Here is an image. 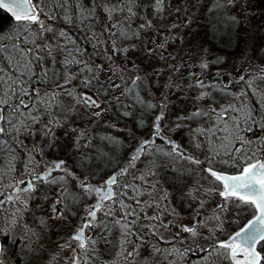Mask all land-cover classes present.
<instances>
[{
    "label": "snow or ice",
    "instance_id": "obj_1",
    "mask_svg": "<svg viewBox=\"0 0 264 264\" xmlns=\"http://www.w3.org/2000/svg\"><path fill=\"white\" fill-rule=\"evenodd\" d=\"M72 0H49L52 4L53 10L55 8H61L65 11V22L72 23L76 17L74 15H68V9L65 5L71 4ZM121 2L126 7L128 15L125 17L126 20H130L132 17L136 16L133 11L132 5L135 0H121ZM240 0H213L212 5L209 8V12L218 11L221 9H227L229 7L235 6ZM103 4V10L105 13L111 17L114 12L122 11V8H118L116 5L108 7L105 0H101ZM166 0H154L152 5L153 11L157 14L164 11ZM79 6V5H78ZM100 6V5H98ZM82 8V6H79ZM0 9H6L9 11L17 22V28L22 33H27L32 30V25H39L41 32L52 31V27L46 26L44 21L41 20V15L45 14L44 10L39 7V0H0ZM48 19H55L53 14H47ZM231 23L239 25L240 21L237 17H229ZM187 23V21H186ZM113 28L116 27L115 24L112 25ZM151 20H146L145 23L139 25L140 29L151 28ZM116 35L117 33H111ZM61 36H65L66 33L61 31ZM120 36L127 38V33L121 31ZM138 36V33H135ZM71 43V41H69ZM15 47V46H14ZM39 47V46H37ZM47 48V45L44 46ZM135 47V46H133ZM158 47L163 48L164 44ZM65 51L68 52L69 56L73 55V50L65 46ZM7 49L0 44V54L6 52ZM19 57L12 54L9 55L8 60L11 64L13 59L17 60L16 71L19 72L20 76H24L27 73L32 72L30 67L31 62L28 65H23L26 71H20V58L27 56L31 49H18ZM79 49H75L76 53H79ZM114 53L120 52L127 55L129 49L116 48L115 42H113ZM149 49V52H152ZM48 55L51 56V49L48 50ZM36 59H41L36 56ZM72 63L81 64L79 59L73 57L72 60L65 59L63 66L65 70L69 68ZM111 57H109L110 66L113 65ZM201 68H207V62H202ZM40 71L42 75L39 77L41 82H47L48 79V69L46 66H40ZM4 70L0 68V153L7 152L11 156V161L16 159V151L18 148L26 147L24 145L22 136H35L37 125H42V128L36 129L40 131L44 138L49 140L48 147L58 139L55 135V130L57 128H66L70 122V117L72 114H77L81 117L85 113L89 114L90 117L101 118L103 114L107 111L102 105V101L97 99V96L103 94L107 96V89H104L101 85L100 88L94 91H80L76 90L75 86L72 85V81L76 76L81 73H87L81 80V86L84 89H92V81L96 80L99 83V78L96 72L90 68L86 62H84L83 67L80 68V72L73 74L67 72V75L63 77V82L59 80L55 83V90L51 92H41L32 88L29 90L27 85L31 81V76L29 79L21 84L19 78H12L11 75L5 77L3 75ZM112 74H119L120 79L125 81L121 95L132 96L136 103L143 105L147 109H153L156 107L150 101H145L139 96V89L141 84L146 83L145 78L140 76L138 73H132L130 70L125 71L118 67L112 68ZM52 75L55 77L57 73L53 71ZM131 81L130 84L127 80ZM259 79L264 81V68L260 70L255 76L249 75L246 80L244 75L239 76L238 80L222 82L221 84H205L203 80L197 79L195 82V87L201 89H211L212 91H220L225 97H231L227 104H221L219 108L215 106H210L208 110H203L201 108H196L195 111L191 112L187 116L177 117L178 121H195L197 119L205 118L212 120L209 127H196L190 129L191 138L194 146L197 148L204 147L203 143L200 142V137H205L206 140L210 141L209 151H211V143L219 141L221 145L230 144L231 148L229 153H236L237 155L233 157L239 164L240 170L235 175H225L221 174L211 168L206 169L209 175L213 178L214 182L217 183L216 188L207 189L206 193L218 192V195L222 198L223 203L218 205V211H215L213 216L209 219L217 221V230L221 229L222 220L221 213H226L231 210L232 207L243 208L245 211H251V218L247 220V223L240 227L234 233L228 234L227 239L217 240L210 249L201 248L200 251L206 253V255L201 257L203 264H218V261L222 258L231 261V264H264V135L256 136L254 139H248L244 133L253 132L256 128H259L261 133H264V116H261L259 120L255 119L252 114L251 108L245 103L244 97L248 95L247 90L253 89V84ZM232 83L243 84L246 86L242 87L239 92L230 91V85ZM171 85H169L170 87ZM110 88H120L121 85L109 80ZM34 94L33 102L29 103L26 101V97ZM211 91H201L196 97L198 101L204 100L206 97L211 98ZM264 95V94H262ZM61 96L70 98L68 101H63L60 99ZM16 102L13 103L12 101ZM117 103H120L119 97L116 98ZM166 94L164 98H161L159 103L161 108H166L167 103ZM239 102V104H237ZM132 105H125L124 107H131ZM41 108H43V114H41ZM10 109L9 114H5L6 110ZM35 109V114L33 112ZM80 109L84 111L81 112ZM124 116H130L131 113L128 111L123 112ZM43 116H47V121L45 122ZM61 117L63 119H61ZM213 117L215 118L213 120ZM164 119V111L161 110L159 114L155 116L152 123V137L150 139L142 140L138 147L133 151L128 166L121 169L118 175H128L130 170L136 167V162L141 161V158L148 153L150 150L154 149L157 152L163 151V149L156 145V140L161 139L164 144L168 145L170 151L165 152V155L172 157H179L182 160L188 161L190 164L199 165L202 162L196 157L187 154L185 150L181 148L179 144L173 141L171 138L167 137L162 132L161 121ZM143 124V119L140 121ZM181 123L175 125L176 129L184 127ZM115 127V125H113ZM71 131L75 134L74 146L79 151L81 145L79 141L81 139L87 140V133L85 130H77L72 128ZM106 139H114L111 137H105ZM89 142L85 143L83 147H88ZM15 145V147L13 146ZM238 145V146H237ZM259 145V147H255ZM27 157V164H25V176H30V179L20 178L15 180L10 187L14 188L12 195L7 197V200H0V205L7 203H21L26 211L28 208V201L33 198V194L37 191V182H42L45 185L56 184L60 185V190L57 195V199L51 205V216L48 218H40V224L42 227L48 226V219H65V213L71 212V203H77V199L69 191L68 179L71 178L75 187L79 189L85 196L91 198L95 196V203L85 205V215L81 218L80 225L76 228L73 235L69 238V242L61 245V248H70L73 252L70 264H96L98 257L96 256V245L100 242L104 244L111 243L112 238V228L109 224L119 228V251L117 252L118 257H123L126 262L132 264L135 258L140 255V248L146 243L145 237L141 232L136 229L143 228L145 231L150 232L153 236L159 235V228L163 227L168 230L173 224V221H168L165 223L161 219V216L165 213L172 215L173 217H178L179 214L172 209L170 212L167 207L161 209L159 200L153 199V202H145L139 199V196L143 193L140 191V186L135 185L134 195L132 197L128 196V189H133L134 182L136 180L145 181L144 174L139 177L133 176V183L124 185V189L121 193H118L114 189V185H117L118 175H113L107 180L100 184L90 183L89 176L77 175V173L71 171L67 167V161L58 160L50 163H45L43 172H35V168L29 170L28 164L35 161V166L38 167L40 161L36 160V155H43V149L41 146L33 142L32 149L25 153ZM10 161V164H11ZM81 166L84 165V159L81 160ZM90 171V169H89ZM62 173L59 176L54 175V173ZM148 175H155V172L151 169L148 171ZM23 185V187H21ZM219 185H222V190H220ZM154 187V185H152ZM20 193H27V199H23ZM0 195H3L0 192ZM189 196L193 199L197 197L193 196L191 191ZM69 197H71V203L69 202ZM125 198L134 200L135 205L140 208L137 212L131 205L125 203ZM168 193L165 192L161 196L160 200H167ZM204 201H200V208L203 207ZM142 204H147L148 207H155L158 209V214L148 216L144 211ZM19 211V209H17ZM103 212L105 217H108L107 221L102 220L98 217V213ZM116 212H120V215H116ZM197 216L200 215V209L196 210ZM74 214V213H73ZM147 219L149 221L146 225H139V221ZM12 223H17L16 219H12ZM27 227V225H24ZM181 228V232L189 233L192 238H196L199 235L197 231L198 226L207 227V222L205 220H197L196 224L189 227L185 225H178ZM98 229L95 233V238L93 236H86V231H92ZM212 231V229H210ZM9 233L3 229H0V236L7 237ZM33 235H36L33 232ZM165 243L173 244V247L168 251V255H172L173 252L177 253L178 256L182 257L191 249H178L175 247L174 241L179 239L180 243H184V238L180 236V233L174 234L171 240H166L163 236L160 237ZM72 242H75L73 246ZM258 245L260 246L258 250ZM153 252L160 253L161 249L153 246ZM166 258V257H165ZM175 264V261L172 262Z\"/></svg>",
    "mask_w": 264,
    "mask_h": 264
},
{
    "label": "flooded vegetation",
    "instance_id": "obj_2",
    "mask_svg": "<svg viewBox=\"0 0 264 264\" xmlns=\"http://www.w3.org/2000/svg\"><path fill=\"white\" fill-rule=\"evenodd\" d=\"M153 3L154 0H140L138 3L135 1L132 7L135 6V8L139 10L138 12L144 11L145 7H150V9L153 10ZM179 3L180 2L178 1L175 4H172L169 0H166L164 11L162 13L157 14L152 12L150 16H147L146 14L140 15V20H144L143 23H145L146 20H151V28L140 29L139 25L141 22L136 23L134 17L130 20L124 18V21L126 22L125 31L138 33V40L143 45L144 53L151 57L157 65L147 66L140 63L135 64L129 59V61L124 60V65L121 66L117 61H114L115 53L112 51L114 37L111 33L114 30L112 25L115 24V19L121 21V19L116 18L115 13H118V11L114 12L111 17L106 14L105 19L109 21L107 24L104 23L100 26L103 31V33L100 34L98 33L100 30L97 22L83 24L79 21L77 25L65 26L63 28L64 30L62 29L66 35L62 36L61 52L62 55H64V58L66 57L69 58V60H72L73 57H75L82 62L81 64L75 63L74 67L69 66V70L67 69V71L63 67L64 76L67 75V72L73 74L79 73L84 62H87L88 64L89 60L87 58L90 57L92 60H95L96 64H91L89 66L97 73L99 78V83H97L96 80L92 81L94 90L100 88L101 85L104 89H107V96L105 97L101 94L102 98L97 96V99H103L102 104H104V106H112V110L106 115L108 130L104 134L100 133V135L95 137L97 132L85 129L87 140L81 139L79 141V144L81 145L79 152H84L86 154L89 151H93L94 158L91 157L93 163L99 165L107 162L105 164L107 165L106 168L104 166V169L96 170L97 174L92 177L93 179L90 178V183L98 185L109 177L118 175L121 169L128 166L129 159L139 143L142 140L150 139L152 137V123L155 116L159 114L161 110L164 111V119L160 122L163 134L179 144L187 154L196 157L202 162L199 165L190 164L188 161L182 160L179 157L165 155L164 153L170 151V148L168 145L164 144L163 140L157 139L156 145H159L163 151L157 152L154 149L150 150L141 158V161L136 162V167L131 169L128 175H118L117 185L113 186L118 193H121L126 191L123 187L124 185L133 183V176L139 177L141 174H144L147 182L139 179L136 180L133 189L127 190L128 196L132 197L134 195L135 185H139L140 191L143 193L139 196L141 201L151 203L155 198L156 200H159L161 209L167 207L169 212L172 209H175L179 214L178 217H173L167 213L161 216V219L164 220L165 223L173 221V224L168 230H165L163 227L159 228L158 236H153L143 228L138 227L136 229L144 235L146 240V243L139 250L141 255L143 254L144 249H148L147 247L158 245L161 252L156 254H159L161 258H163V256L169 258V264H172L173 261H175V264H195L196 251H199L201 248L210 249L217 240L227 239L228 234L221 237L220 234L223 233L221 225V229L217 230L215 227V231L213 229L210 231L209 227H203L202 230H197L199 235L196 238H192L189 233L181 232V228L178 225L191 227L196 224L197 220L206 219V217L210 218L215 211H218L217 206L223 203L218 192H209L205 194L207 189L217 187V183L214 182L206 169L211 168L219 173L235 175L240 170V164L233 159L237 154L234 152L229 153V149L231 148L230 144L221 145V143L217 141L211 143V151H209L210 141L201 136L199 139L204 147L197 148L194 146L190 129H194L198 126L205 128L209 127L212 120L201 118L195 121H178L177 117L187 116L195 111L196 108H201L203 110H208L210 106L219 108L221 104H227L231 99V97H225L217 90L215 93H212L211 98L206 97L204 100L198 101L196 97L201 91H213L211 89L195 87L194 85L197 79L203 80L205 84H221L222 82L238 80L239 76L244 75L247 80L249 75L255 76L259 73L260 70L264 68V65L263 63H260L262 62L259 60V57L261 56L257 55V40L255 36H251V39L248 40V42H245L242 38L241 30H239L240 24L236 25L231 23L226 25L222 23L221 25H216L213 22L210 23L207 21L209 32V36L207 37L208 52L204 50L194 51L191 49H182L181 47L183 45H189L186 44V42H190V37L189 35H181L180 33L187 28V23L191 22V19H189L187 23L185 21L186 25L183 23V27L178 29L179 16L177 7L179 6ZM181 3L182 9L185 7L189 9L191 8L190 0H182ZM133 11L135 12L134 9ZM94 21L97 20L95 19ZM216 28H220L221 31L225 29L228 33L216 36L214 33ZM190 31L193 32L194 28L190 29ZM147 32L150 36H147ZM147 40H151L153 43L148 45L146 43ZM69 41H71V43H69ZM84 41L90 42L89 44L84 45L82 44ZM244 42L246 44L245 48ZM212 43H214V46L218 50L217 55L220 65H212L215 63L212 61ZM161 44H164L163 48L158 47ZM65 46L73 50L72 56H69L68 52L64 50ZM132 46L133 45L129 43L127 48L131 51L133 48ZM75 49H79V53H76ZM149 49H152L153 51L149 52ZM109 57H111V60L114 62L113 65H104L105 61L109 62ZM207 58L208 61L206 60ZM202 62H207L208 67L206 69L200 67ZM209 63L211 66H209ZM114 67L123 69L126 72L130 70L132 73H138L140 76L144 77L146 83L141 84L139 96L145 101L152 102L156 107L153 109H147L143 105L136 103L132 96L121 95L125 81L120 79L119 74H112V68ZM30 75L32 81L26 86L29 90L36 88L41 91V94H43V89H45V92H49V89L45 88L44 83L40 82L39 77L42 75L40 68L32 67ZM84 75H87V73H81L76 76L72 81V85L69 87L71 88L72 86H75L78 92L89 91L91 94V92L94 91L93 88L84 89L81 86V80ZM162 75H165L164 77L166 78L163 85L161 84L162 82L158 80ZM109 80L120 84L121 87L110 88ZM127 83L130 84L131 81L127 80ZM169 85L171 86L169 87ZM242 87L246 88L243 84L232 83L230 85V91L239 92ZM253 89H256V91L253 92L252 90H247L248 95L243 99L249 108H251L253 117L259 120L261 116H264V95H262L264 94V81L257 79L253 84ZM165 94L167 107L162 109L159 101L161 98L165 97ZM33 96L34 94L26 97V101L32 103ZM117 97H119V99L123 98L122 108L121 110L118 109V112L115 109V106L118 104L115 99ZM237 104H239V102H237ZM125 105L132 106L125 108ZM181 105L185 108V113H179ZM124 111L130 112L131 115L124 116ZM61 119L63 118L61 117ZM141 119H143L142 125L140 123ZM214 119L215 118L213 117V120ZM102 121L104 120H101V122L98 123L102 124ZM177 123L186 126L176 129L175 125ZM78 124L79 121L77 125L75 124L74 126L77 130H79ZM113 125H115V127H113ZM70 126H72V123L69 127ZM88 134H91L90 136L92 138ZM244 135L248 139H254L256 136L264 135V133H261L260 129L256 128L253 132H245ZM94 137L95 142L93 141V143H89L88 147H83L85 143L91 141ZM105 137H111L114 139L110 140ZM22 140L23 142H26L25 139ZM43 140H45L44 137ZM255 147H259V145H256ZM18 149L22 156H26L25 153L27 147H21ZM19 169L20 168L16 171ZM149 169L153 170L155 175H148ZM81 170V168H78L75 173L83 176L81 172L79 173ZM30 178V176H26V179ZM6 179L5 184L11 185L15 180H18L19 177H17L15 173L12 177ZM152 185H154V187ZM21 187H23V185H21ZM219 188L222 190V185H219ZM190 191L193 196L197 197V199H193L189 196ZM13 192L14 188L11 187L6 191L5 195L0 196V200H7V197L12 195ZM77 192L78 194H81L79 189H77ZM165 192L168 193L167 200H160L159 198L163 196ZM95 200L96 197L93 196V203H95ZM201 200L204 201L202 208H200ZM125 203L131 205L137 212L140 211V208L135 205L134 200L125 198ZM3 205H0V229L5 230L4 226L1 224V218H4V215L2 216ZM140 207H143L148 216L158 214V209L155 207H148L147 204H142ZM232 208L237 210L239 216H243L244 211L242 208ZM197 209H200L199 216H197L196 213ZM102 214L103 212L98 213V217L100 215L104 216ZM116 214L120 215L121 213L116 212ZM222 214L223 213H221V215ZM251 215L252 214L250 213L248 216H245L244 222L229 234L234 233L240 227H243V225L247 223V220L251 218ZM10 216L11 214L8 217ZM82 217L83 216L80 217L79 225ZM148 223L149 221L147 219L139 221V225H146ZM176 233H180V236L184 238V243L181 244L179 239H177L174 241L175 247L182 251L184 249H191L182 257L178 256L175 252H173L172 255H168V251L173 247V244L165 243L160 239V237L163 236L166 240H171ZM0 242V264H10L7 263L6 260H10L17 264L19 262V264H21V259L18 256L12 260L4 257L8 251H13L15 242L11 239L9 240L8 236H0ZM116 246L119 248V241L116 243ZM259 248L260 246L258 245V250ZM202 254L206 255V253L203 252ZM146 259L148 258H145V262L142 263L137 262L138 260L136 257L133 263L149 264L151 261L149 259L147 261ZM197 259L202 261L201 257ZM141 260L142 258L139 259V261ZM227 261L231 264L230 260L227 259ZM47 262L48 263L45 262L44 264H50L49 260Z\"/></svg>",
    "mask_w": 264,
    "mask_h": 264
},
{
    "label": "rangeland",
    "instance_id": "obj_3",
    "mask_svg": "<svg viewBox=\"0 0 264 264\" xmlns=\"http://www.w3.org/2000/svg\"><path fill=\"white\" fill-rule=\"evenodd\" d=\"M137 3L140 1L135 0ZM145 1V0H144ZM179 3V6L177 7L178 12V29L183 27V23L186 25L185 21H188L191 19V22L187 23V28L182 31L180 34H186L190 37V42H186V44H189L188 46L183 45L182 49H191L194 51H201L204 50L208 52V41L207 37L208 35V25L207 23H215L216 25H221L222 23L229 25L231 24L229 17L235 16L240 21L239 30H241L242 38L245 40V42H248V40L251 39V36H255L257 40V55L261 56L259 57V60L262 61L260 63H263L264 65V0H240L239 3H237L233 7H229L227 9H221L218 11H212L209 12V8L212 5L213 0H190L191 8L185 7L182 9V0H169L172 4H175L177 2ZM148 2V1H146ZM141 4V3H140ZM118 8H122V11H118L116 14V18L121 19L116 20L115 24L116 27L114 28L113 32L117 33L116 35H112L114 37L115 47L116 48H124L128 47L129 43L135 47L132 48V50L127 52V55L116 52L114 54V61H117L119 65H124L125 61H130L132 63H140L147 66H154L157 65L155 61L151 57H149L147 54L144 53L143 45L139 42L138 36L135 35V33H132V31H125V21L124 18L127 16V10L123 3L118 2ZM133 9L135 10L136 16H134L135 22H141L143 23L144 20H140V15L146 14L147 16L151 15L152 12H154L150 7H145L144 11H140L135 6H133ZM105 17V15H104ZM208 19V20H207ZM109 20L105 19L102 20L101 25L104 23H108ZM208 21V22H207ZM46 26L47 21L44 22ZM194 24V26H193ZM52 25V24H51ZM100 25V26H101ZM53 26V25H52ZM51 26V27H52ZM194 28V31L191 32L190 29ZM54 29V27H53ZM63 27L60 25V28L47 31V32H41L40 27L36 24L34 26L32 25V30L27 32L26 36L31 39L32 41V47L34 48V52L37 53V55L41 59L38 60V68L40 66L44 65L47 67L48 71V79L47 82L44 83V86L46 89H49V92L55 90V83L57 80H59L61 83L63 82L64 77V66L63 62L65 59L64 55H62L60 46H62V36L60 35ZM107 29V28H106ZM105 29V30H106ZM100 33H103L102 29L99 28ZM121 31H124L127 33V38L120 36L119 33ZM112 32V33H113ZM214 33L216 36H219L220 34H227L228 32L223 29L221 31L220 28H216ZM147 36H150L147 32ZM141 37V36H140ZM104 39V38H101ZM244 42V48L246 47V44ZM148 45L152 44L153 42L151 40H147L146 42ZM47 45V48L44 46ZM39 46V47H37ZM248 46V45H247ZM51 49L52 55H48V50ZM211 51L213 53L212 56V65H220L219 59H218V50L214 46V43H212ZM85 59V58H84ZM88 66L91 64H96L95 60H92V58H87ZM208 61V58L206 59ZM87 63V62H86ZM75 63H72L70 66L74 67ZM104 65H110L109 62H104ZM209 66L210 63H209ZM31 67V66H30ZM33 67V66H32ZM31 67V68H32ZM69 70V69H68ZM55 71L57 73V76H53L52 73ZM165 75H162L158 78L159 81H161L162 85L165 82L166 78ZM130 80V79H129ZM41 82V81H40ZM159 87V86H158ZM154 89V87H153ZM94 90V87H93ZM41 92V91H40ZM45 92V89H43L42 93ZM216 91H213L212 93H215ZM101 98L102 96L99 95ZM61 100L68 101V97L61 96ZM116 99V98H115ZM120 103L115 106V109L118 112V109L121 110L122 108V99H119ZM103 101V99L101 100ZM107 111L103 114L101 118L96 117H90L89 114L85 113L83 117L72 114L70 117V122L68 126L65 128H57L55 130V135L58 137V139L55 141L54 144H52L51 147H48L49 140L45 138L43 140V136L40 131H37L36 129L42 128V125H37L36 129V135L35 136H22L23 139H27L30 150L32 149L33 142H35L37 145L41 146L43 149V155H36V160L40 161V164L38 167L35 166V161H33L31 164H28V169L31 170L35 168V172L39 173L41 171H44V165L45 163H50L53 161L58 160H65L67 161V167L73 171L76 172L78 168H81L82 170L79 171L83 174V176H89L91 179H93V176H96L98 169L102 170L104 169V166L106 168L107 165H105L107 162L103 164H95L91 160V157L94 158L93 151H89L88 153H81L75 148L74 146V133L71 131L72 128H74L75 124L77 125L78 121V129L87 130L90 129L91 131L97 132L95 134V137L100 135V133L104 134L107 130V119L106 115L110 110H112V106H104ZM81 112H83V109H80ZM33 112L35 114V109H33ZM185 108L181 105L179 113H185ZM41 114H43V108H41ZM44 121H47V116H43ZM98 123V122H101ZM72 123V126L69 127V125ZM97 125V126H95ZM85 130V131H86ZM94 132V133H95ZM89 136L91 134H88ZM27 137V138H25ZM91 137V136H90ZM92 139L90 143L95 140ZM92 138V137H91ZM95 142V141H94ZM27 146V143H26ZM92 153V154H91ZM23 160L27 161L26 156H22ZM84 159V165L81 166V160ZM25 161V162H26ZM103 162V160H102ZM25 164V163H24ZM90 169V171H89ZM97 170V171H96ZM25 166H22L21 169H19L16 172V176L20 178H25ZM62 173H54V175L59 176ZM70 177L68 179V187L69 191L72 193L73 196L76 197L77 203H71V197H69V202L71 203V212L65 213V219H48L47 223L48 226L42 227L40 224V218H48L51 216V205L55 202L57 199V195L60 190V185L56 184H48L45 185L42 182H37V191L33 194V198L28 201V208L25 211L23 204L17 202L15 204L13 203H5L3 205L2 210V216L4 215V218H1V224L4 226L5 231L9 233L8 238L15 242V246L13 251H8L4 257L9 259H15V257H19L21 259V264H44L47 261H50V264H70L71 257L73 256V252L70 248H61V245H64L69 242V238L72 236V233L76 230V228L79 226L80 217L85 215V205L86 204H92L93 203V196L89 198L88 196H85L82 192L81 194L77 192V188L75 187V184L70 181ZM20 196L23 199H27L28 194L27 193H21ZM6 207V209H4ZM19 209V211H17ZM243 209V208H242ZM235 211V212H234ZM244 211L243 216H239L237 210H234L231 208L230 211L223 213L221 215L222 220V234L221 237L229 234L234 229H236L239 225H241L244 220L245 216H248L251 211ZM74 213V214H73ZM11 214L10 217H8ZM103 215V214H102ZM117 215V214H116ZM1 216V217H2ZM7 217V218H5ZM15 218L17 223L13 224L12 219ZM100 219L107 221L108 217L105 216H99ZM207 222V227L210 229L216 230L215 227L217 225V221H214L212 219H209L206 217V219H202ZM24 225H27L25 227ZM109 227L112 228V238L111 243L104 244L102 242L98 243L96 245V256L99 257L96 260V264H113L119 262V264H129V262H126L123 257H118L117 252L119 251V248L116 246V243L119 241V228L116 226H113L112 224H109ZM202 227H197V230H202ZM98 231V229L92 230V231H86V236H93L95 238V233ZM33 232L36 235H33ZM114 243V245H113ZM73 246H75V242H72ZM158 247V245H155ZM116 248L117 251L115 250ZM148 249L143 250V254L137 256V262H145V258H148L151 262L149 264H169V258H161V256L153 252V247H147ZM34 249V250H33ZM197 257H202L204 254L202 252L196 251ZM51 258V260H50ZM139 261V259H141ZM122 259V260H121ZM148 259H146L148 261ZM144 260V261H143ZM7 263L10 264H17L14 262H11L10 260H6ZM148 263V262H147ZM19 264V262H18ZM89 264H92V261H89ZM132 264H138L133 263Z\"/></svg>",
    "mask_w": 264,
    "mask_h": 264
},
{
    "label": "trees",
    "instance_id": "obj_4",
    "mask_svg": "<svg viewBox=\"0 0 264 264\" xmlns=\"http://www.w3.org/2000/svg\"><path fill=\"white\" fill-rule=\"evenodd\" d=\"M118 2L122 3L121 0H105V3L108 7H112L113 5L118 7ZM78 5L82 6V8ZM39 7L42 8L45 13L41 15V20L44 22L47 21V25H53L52 30L60 28V25L63 28L65 26H74L77 25L79 21L83 24L97 22L100 28L102 20H105L106 17L101 0H72L71 4L65 5V7L68 9L67 14L74 15L76 17L72 23H66L64 19L65 11L58 7L53 10V6L51 3H49V0H39ZM47 14H53L55 19L49 20ZM95 19L97 21H94ZM26 35V33L20 32L17 28V22L15 21V18L11 17L4 9H0V44H3V46L7 49L6 52L0 54V68L4 70L3 75L5 77L9 75H11L14 79L18 77L21 84L27 81L31 75L30 73H27L24 76H20L19 72L15 70L17 66V60L13 59L10 64L8 60L9 55L12 54L19 57V52L17 50L21 48L32 50L27 54V56L20 58V71H26L23 65H28L29 61L31 62V67H38L39 64L38 60L36 59V56L38 55L36 52H34V48L32 47V41ZM89 42L90 41H84L82 44H89ZM60 49H62V46H60ZM12 102L15 103L16 101L13 100ZM9 113L10 109L6 110L5 114L7 115ZM21 139L23 138L21 137ZM13 146L15 147V145ZM19 151L20 150L17 149V156L14 161H11V156L7 152L0 153V192H2L3 195H5L6 191L11 188L9 185L5 184V180H7L6 178H10L16 173L15 170L19 165H21V160H23L22 155L20 154L21 152L19 153ZM197 258L199 257L195 256V264H203V262ZM218 264L230 263L227 261V259L222 258L218 261Z\"/></svg>",
    "mask_w": 264,
    "mask_h": 264
},
{
    "label": "bare ground",
    "instance_id": "obj_5",
    "mask_svg": "<svg viewBox=\"0 0 264 264\" xmlns=\"http://www.w3.org/2000/svg\"><path fill=\"white\" fill-rule=\"evenodd\" d=\"M31 81H32V80H31ZM27 137H28V136H27ZM27 137H25V138H27ZM25 140H26V142H24V144L26 145V143H27V146H26V147H27L26 152H28V151H30V146H29V143H28L27 139H25ZM19 152H20V151H19ZM16 156H17V155H16ZM25 161H26V160H21V165H19L18 168L21 169L22 166H25V164H27V161H26V162H25ZM24 163H25V164H24ZM18 168H17V169H18ZM17 169H16V170H17ZM16 170H15V171H16ZM16 172H17V171H16ZM117 249H118V248H116L115 250L117 251ZM122 259H123V258H122ZM122 259H121V260H122ZM113 264H119V262H117V263H113Z\"/></svg>",
    "mask_w": 264,
    "mask_h": 264
},
{
    "label": "water",
    "instance_id": "obj_6",
    "mask_svg": "<svg viewBox=\"0 0 264 264\" xmlns=\"http://www.w3.org/2000/svg\"><path fill=\"white\" fill-rule=\"evenodd\" d=\"M11 17H13L12 16V14L9 12V11H7L6 9H4ZM221 174H225V175H229V174H226V173H221ZM0 248H1V242H0Z\"/></svg>",
    "mask_w": 264,
    "mask_h": 264
}]
</instances>
